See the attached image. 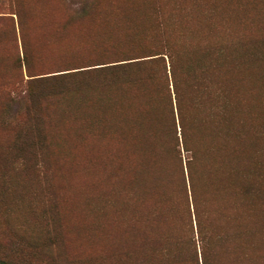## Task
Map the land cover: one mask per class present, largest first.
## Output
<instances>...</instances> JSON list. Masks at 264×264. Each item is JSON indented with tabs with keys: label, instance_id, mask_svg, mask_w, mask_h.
Listing matches in <instances>:
<instances>
[{
	"label": "rangeland",
	"instance_id": "rangeland-1",
	"mask_svg": "<svg viewBox=\"0 0 264 264\" xmlns=\"http://www.w3.org/2000/svg\"><path fill=\"white\" fill-rule=\"evenodd\" d=\"M263 23L264 0H0V261L126 264L122 254L129 250L128 264H135L143 257L135 258L133 246L123 249L132 234L145 244L147 257L157 254L163 236L178 247L189 221L185 205L171 211L170 230L159 223L153 238V203L141 214L134 204H122L125 192L116 176L119 168L126 173L129 160L121 157L122 138L103 123L95 70L134 60H122L128 57L150 58L162 40H181L186 28L233 42L235 54L251 47L240 77L249 87L250 154L264 164ZM149 68L158 74V64ZM42 76L55 78L39 82ZM46 88L56 93L51 100L41 97L35 107L28 96L23 100L26 91ZM113 90L110 95L118 96ZM135 91L132 86L130 95ZM235 97L243 102L245 94ZM10 98L22 101L14 119L4 114ZM19 122L44 129L48 142L35 147L36 159L15 158L18 151L8 147ZM173 162L180 167L179 155ZM129 217L141 231L124 229ZM188 236L196 239L191 230Z\"/></svg>",
	"mask_w": 264,
	"mask_h": 264
},
{
	"label": "trees",
	"instance_id": "trees-1",
	"mask_svg": "<svg viewBox=\"0 0 264 264\" xmlns=\"http://www.w3.org/2000/svg\"><path fill=\"white\" fill-rule=\"evenodd\" d=\"M211 37L191 34L186 28L181 40H162L146 55L150 58L128 57L122 60H134L95 70L100 80L93 89L99 94L103 123L122 138L121 157L129 160L126 173L119 168L116 176L125 192L122 204H134L141 214L148 202L153 203V238L159 223L170 230L172 210L180 212L184 205L187 210L189 221L180 245H173L166 236L157 238V256L147 257L144 243L138 244L133 234L132 238L125 236L123 249L133 246L135 258L143 257L135 264H264V164L250 154L249 87L240 77L251 47L235 54L233 42ZM23 60L27 65V57ZM151 63L159 65L158 74L151 68L145 71ZM236 67L240 69L236 71ZM108 73L117 81L106 78ZM54 78L38 77L39 82ZM99 85L103 93H99ZM132 86L136 91L130 95ZM113 87L118 96L110 95ZM53 91L30 89L23 100L28 96L35 107L41 97L51 100L56 94ZM243 93L240 102L235 96ZM20 102L10 98L4 114L14 119ZM134 103L138 104L135 113ZM33 119L39 122L41 117L33 115ZM47 142L41 126L19 122L8 147L18 151L15 158L25 161L36 159L35 147ZM27 149V154H19ZM178 155L179 168L173 162ZM129 220L124 226L127 232L141 231L140 225L132 228ZM188 230L196 239L188 236ZM163 233L160 230L159 235ZM190 245L193 249L188 251ZM130 253L122 254L126 264ZM0 264L8 263L2 260Z\"/></svg>",
	"mask_w": 264,
	"mask_h": 264
}]
</instances>
